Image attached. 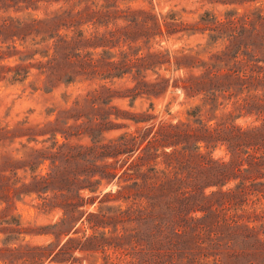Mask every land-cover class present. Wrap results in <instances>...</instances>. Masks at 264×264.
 I'll use <instances>...</instances> for the list:
<instances>
[{
    "label": "trees",
    "instance_id": "obj_1",
    "mask_svg": "<svg viewBox=\"0 0 264 264\" xmlns=\"http://www.w3.org/2000/svg\"><path fill=\"white\" fill-rule=\"evenodd\" d=\"M123 1L134 0H0V11L55 8L43 18H0V63L24 55L21 64H0V81L24 84L36 66V83L53 93L129 75L136 99H159L171 88L186 101H199L186 121L155 123L148 110L136 117L100 110L113 100L105 86L78 95L62 123L73 120L77 132L71 136L90 139L92 146L60 144L55 131L51 147L28 149V184L15 173L0 177V202L10 201V188L22 184L17 192L36 195L44 214L63 212L47 233L54 243L25 248L31 264H84L98 253L103 264H264V11L223 19L206 13L189 27L175 12L119 11ZM198 32H208L209 47L223 43L224 49L202 60L194 49L161 46ZM37 58V65H26ZM168 67L186 73L167 79L159 72ZM148 72L156 79L148 81ZM225 100H234L233 109L210 125L214 119H205L225 110ZM112 116L138 128L106 141L117 130ZM237 118L254 122L238 127ZM223 147L230 162L214 157ZM47 161L49 171L37 174ZM99 161L102 167L85 175L72 168ZM109 186L116 191L104 193ZM86 192L94 196L85 199ZM77 253L84 256L77 259Z\"/></svg>",
    "mask_w": 264,
    "mask_h": 264
},
{
    "label": "rangeland",
    "instance_id": "obj_2",
    "mask_svg": "<svg viewBox=\"0 0 264 264\" xmlns=\"http://www.w3.org/2000/svg\"><path fill=\"white\" fill-rule=\"evenodd\" d=\"M119 11H147L154 14L166 15L175 12L182 19L186 25L194 26L198 24L200 18L206 13L216 16L219 19L225 18L227 13H235L241 17L243 14H250L258 9L264 11V0H134L123 1L118 4ZM55 8L50 11H0V18H25V16L33 15L36 18H43L46 13L53 12ZM119 28H124L123 21L116 24ZM113 25L110 26L112 29ZM92 29V27H91ZM104 29H101L103 32ZM129 31L134 33L136 29L129 28ZM4 38H0V45H2ZM17 46L20 45L16 42ZM140 43V42H139ZM141 44V43H140ZM228 45V43L226 42ZM11 45L8 42L5 46ZM164 49L170 51H177L181 49H194L200 52V59L207 60L212 55L224 49L225 44L220 43L217 46H208V32L203 35L198 32L195 36H183L179 34L165 42L162 45ZM157 48V47H156ZM21 50V48H19ZM119 49L113 50L114 53ZM100 52V51H99ZM144 52L146 49L144 48ZM19 55L12 59H7L0 64L15 66L21 64L18 61ZM38 64L36 61L27 62L26 65ZM104 70L103 68H101ZM165 69V68H164ZM169 71H160L159 74L167 79L172 77H181L186 72H174L172 67H168ZM38 70L36 66L31 68L30 77L24 84L11 85L6 81H0V177H11L12 174H17L22 179V183L28 184L30 182V168L31 163L28 156L32 155L28 149L45 150L53 145L52 133L57 131V140L60 144L65 143L73 146L90 147L91 141L87 138L72 137L71 134H76L74 121L70 120L68 124H63L66 118L63 112L69 109L74 99L84 94L86 91H92L105 86L111 89L113 100L109 107L97 106L100 110H106L107 113L117 114L119 111L120 117L129 114L131 117H136L143 114L147 110L150 115L156 117L155 123L160 121H171L177 123L178 121L187 120V112L191 107L198 105L199 101H186L184 95L179 90L169 89L168 92L159 99L151 98L149 96H140L135 98V94L129 92V89L134 87L132 76H126L123 80H115L113 82H86L71 86L68 89L64 86L57 88L53 93H46L43 83H36ZM156 75L148 72L147 80L153 81ZM42 81L45 78H41ZM172 86V82H171ZM228 96V95H225ZM221 101H224L221 99ZM225 104L229 105L222 111V108L214 115L209 116L205 120L214 119L209 124L216 125L221 121L224 113L231 111L232 103L225 100ZM153 105L152 110L151 107ZM61 118L59 124L53 125L52 128H45L49 124H55L56 120ZM112 120L115 123L114 130L104 137L107 140L118 138L124 133H134L138 128L132 122L127 120ZM63 122V123H62ZM254 119L251 118H237L234 125L238 127L251 126ZM39 126L38 128H36ZM144 127V126H140ZM35 128V130L33 129ZM45 128V129H44ZM40 133H46L42 136ZM66 139H68L66 141ZM23 147H27L24 149ZM24 153L25 156H24ZM50 156L49 152H46ZM27 155V156H26ZM216 159H223L225 162H230L231 157L227 155L226 149L220 148L214 152ZM111 162V161H110ZM50 161H47L42 166L37 174L45 175L50 168ZM102 167V163L90 162L88 164L81 162L78 166L74 164L72 167L74 171H78L80 175H85L88 172H95ZM28 179H27V178ZM25 179V180H24ZM85 177H81L84 180ZM237 182H231L229 188L234 189ZM22 184H18L10 188V201L0 202V264H31L32 258L27 254L26 247L47 246L54 243L55 239L47 233H52L49 227L55 225L61 219L63 212L56 210L50 215L38 209L40 201L37 196H25L24 192H17ZM116 191L115 186H109L102 189L104 193L109 191ZM94 195L86 192L83 194L85 199H90ZM217 207H214L216 210ZM87 212H93L95 206H87ZM198 216H202L199 214ZM80 224L78 225V227ZM86 227H83L85 229ZM15 249H20L14 253ZM111 253V252H108ZM83 254H75V258H82ZM95 259H88V263L95 262V264H103L102 254L98 253ZM85 262L84 264H88ZM55 264V263H53Z\"/></svg>",
    "mask_w": 264,
    "mask_h": 264
}]
</instances>
